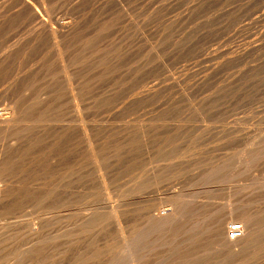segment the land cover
Returning a JSON list of instances; mask_svg holds the SVG:
<instances>
[{
  "label": "rangeland",
  "instance_id": "1",
  "mask_svg": "<svg viewBox=\"0 0 264 264\" xmlns=\"http://www.w3.org/2000/svg\"><path fill=\"white\" fill-rule=\"evenodd\" d=\"M0 111V264H264V0H0Z\"/></svg>",
  "mask_w": 264,
  "mask_h": 264
},
{
  "label": "bare ground",
  "instance_id": "2",
  "mask_svg": "<svg viewBox=\"0 0 264 264\" xmlns=\"http://www.w3.org/2000/svg\"><path fill=\"white\" fill-rule=\"evenodd\" d=\"M34 17L39 18L40 19V16H39V12L38 13H34L33 15ZM42 18V17H41ZM61 24V23H60ZM58 33V31L56 29H52V34L54 36H56ZM53 36V38H54ZM57 39V38H56ZM58 45V44H57ZM67 74V73H66ZM3 122V121H2ZM1 121H0V127H1V124H3ZM100 160V159H99ZM5 199V198H4ZM3 200L0 199V205L2 204ZM238 223H241L245 228H247V226L249 227V225H251L250 221L247 220V219H243V220H231V225L233 224H238ZM228 225V221H227V218H217V220L214 222V226H213V234L216 238H219V239H222L224 240L225 239V234H226V227ZM244 235H245V238L248 237V234L247 232L245 233L244 232ZM244 237V236H243ZM242 237V238H243ZM252 236H249V238H247V241L248 239L251 241V238ZM241 238V239H242ZM244 239V238H243ZM242 239V240H243ZM246 241V240H245ZM245 243V242H244Z\"/></svg>",
  "mask_w": 264,
  "mask_h": 264
},
{
  "label": "built area",
  "instance_id": "3",
  "mask_svg": "<svg viewBox=\"0 0 264 264\" xmlns=\"http://www.w3.org/2000/svg\"><path fill=\"white\" fill-rule=\"evenodd\" d=\"M1 112V111H0ZM244 236V226L240 223L233 224L228 228L227 240L236 242Z\"/></svg>",
  "mask_w": 264,
  "mask_h": 264
}]
</instances>
